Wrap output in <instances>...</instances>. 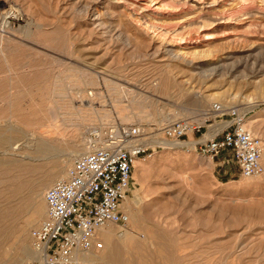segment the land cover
<instances>
[{"label": "rangeland", "instance_id": "obj_1", "mask_svg": "<svg viewBox=\"0 0 264 264\" xmlns=\"http://www.w3.org/2000/svg\"><path fill=\"white\" fill-rule=\"evenodd\" d=\"M119 1L0 0V120L6 127L19 128L10 144H0L8 150L7 155L0 151V162L10 158L40 166L32 174L0 175V207L18 208L21 224L57 183L40 191L51 162L29 153L41 141L55 143L63 157L74 139L86 143L91 127L140 125L160 144L149 147L141 158L144 168L134 169L128 198L132 213L140 211L157 236L139 257L129 259L141 264H264V173L242 177L230 154L212 160L195 149L197 142L212 139L227 125L226 117L218 122L207 116L215 103L238 107L248 112V129L263 142L264 167V0H163L160 14L153 11L161 0ZM125 1L140 9L126 7ZM184 1L196 6L203 19L186 25L184 40H168L177 51L188 45L189 53L198 54L196 63L201 55H211L212 63L231 56L220 77L201 76L211 67L194 72L169 60L164 40L153 37L162 26L172 27L170 19L184 21L179 17L188 10ZM149 21L147 34L143 29ZM165 71L176 83L172 95L150 93L149 81ZM73 74L92 75L98 82L79 85L78 78L68 79ZM114 85L132 95H115ZM82 119L89 122L79 128ZM183 119H194L200 132H190L182 145L163 147V128ZM21 180L29 181L28 190L20 200L10 197ZM39 225L27 234L31 249V232ZM6 249L9 245L2 254Z\"/></svg>", "mask_w": 264, "mask_h": 264}, {"label": "built area", "instance_id": "obj_2", "mask_svg": "<svg viewBox=\"0 0 264 264\" xmlns=\"http://www.w3.org/2000/svg\"><path fill=\"white\" fill-rule=\"evenodd\" d=\"M206 114L228 120L213 139L195 144L198 154L212 160L230 154L242 177L262 175L263 142L247 129L248 112L215 103ZM200 130L194 119H183L166 125L163 134L167 141L183 143ZM144 132L140 125L117 123L87 130L90 152L75 159L68 178L47 191L46 220L31 232L37 257L26 264H81L78 253L103 250L100 229L128 223L123 202L132 190L134 165L150 151L142 143Z\"/></svg>", "mask_w": 264, "mask_h": 264}, {"label": "bare ground", "instance_id": "obj_3", "mask_svg": "<svg viewBox=\"0 0 264 264\" xmlns=\"http://www.w3.org/2000/svg\"><path fill=\"white\" fill-rule=\"evenodd\" d=\"M154 2L155 1H153V0H147L146 1V3H150V4H152ZM184 2H186V1H184ZM195 2H196V0H195ZM125 3L127 5L126 7L139 8V6L136 5V3H130V2H126V1H125ZM157 4L159 7L157 8V11H153V12L160 14L161 13L160 9L163 10L162 6H164V1L161 0V2L160 3L157 2ZM181 5H183V4H181ZM186 5H187V7L185 10H187V9L188 10L179 14V17L184 21H180V22L176 23L174 21V19H170L171 22H169V23H172V24H170V26L172 25V27L163 28V26H162L161 27L162 29H160V31L157 33L155 32L154 33L155 35L153 37L157 38L158 40H160V39L162 41L164 40L163 42L160 40V42H162V44L164 45L163 46L165 49L164 51L167 54V56L170 58L169 60L172 59V60H174V62L176 61L181 66L186 67L188 69H191L194 72L195 71L202 72L205 67L206 68L211 67L210 70H208V71L206 70V71H204V73H201L202 74L201 76H204L207 78L220 77L224 73V70L227 69L228 60L232 59L231 56H226V59H221V60L215 59V60H217V62L215 61L216 63H212V62H210L211 55H209V56H205V55L202 56L201 55L200 56V54H199V56H200L199 57V63H196L197 59L195 60V58L198 57V54L196 53L197 56L195 57L193 55L194 52H192V54L189 53V49H188L189 46L188 45H185L186 47L184 50L177 51L174 49L175 47H172L171 42H169V40H168V39H173V38H180L181 40H184L183 38H184V35L186 34V31H187L186 25L189 26L196 19H203V15H201L203 13L200 14V12L198 13L194 10V8L196 6L190 5L188 2L185 3V6ZM188 5H190V6H188ZM144 8L145 9L148 8L147 4H146V7H144ZM195 9H197V8H195ZM205 9H206V7H205ZM148 10H150V9H148ZM202 10H204V9H201V11ZM173 11L176 12L177 9L172 8L171 12H173ZM168 12H169V9H168ZM214 14H215V12H214ZM222 14L224 15V13H222ZM175 15H177V14H175ZM212 15H213V13H212ZM224 17H226V16H224ZM229 18H230V16H229ZM204 20H202V21L204 22ZM151 22L149 21L148 23H146L147 26L143 29L146 33L150 32L149 29L152 26H149V23H151ZM207 40H211V39H207ZM191 51H193V50H191ZM208 52H206V53H208ZM201 54H202V52H201ZM208 54H210V53H208ZM212 57H214V56H212ZM215 58H216V56H215ZM166 59H168V58L166 57ZM213 60H214V58H213ZM211 61H212V59H211ZM172 64H174V63H172ZM177 66H179V65H177ZM167 67L169 69H171L172 66L171 65L165 66V68H167ZM174 67H175V65H174ZM164 73H166V74L162 75V76L158 75L160 78L157 79L156 81H154L153 83L152 82L150 83V81L148 80L149 85H147V87H149V88H147L145 86L146 89H148L149 91L151 90L152 92L158 93L160 95H162V94L172 95L173 89L175 88L176 83L174 82L173 77H171L172 75L167 74V73H169L168 71L167 72L165 71ZM171 73H172V71H171ZM178 73H183V71H179ZM183 74L185 75L186 73L184 72ZM187 75L188 74H186V76ZM191 75H192V72H191ZM192 77H194V76H192ZM77 78H78V75L73 74V75L69 76L68 79L74 81V80H77ZM96 78L92 75L84 74L81 77H79L77 81L79 82V85H81L83 82L85 84H89V83L95 84L98 82ZM191 79L193 81H196L193 78H191ZM185 80H187V79H185ZM59 86H60V84H59ZM57 89H58L57 92H59V93L63 92V90H62L63 88L62 89L57 88ZM113 90L115 91L114 94L117 96H124V95L131 96L132 95V94L128 93L125 89H121V87L117 86V85H114ZM151 91H150V93H151ZM181 91L182 90H180V92ZM135 92H133V94ZM179 94H180V96H183V95H181L182 92ZM135 97L137 98V96H135ZM144 101H146V99ZM201 103L204 104V102H202V101H201ZM10 104H12V103H10ZM8 109H10V108H8ZM14 112H15V110H14ZM10 113L12 114V111ZM177 116H179V114ZM128 117H129L128 115L124 116V118L126 120L128 119ZM164 120L167 121V120H169V118H165ZM80 122H81V124H80L79 128L82 127L83 125H85L86 123H88L89 121L87 119H82V121H80ZM111 125H114V124H111ZM119 125H121V124H119ZM102 127H104V126H98L97 128H102ZM246 127L248 129L247 123H246ZM142 128L144 129L143 126H142ZM14 129H19V128H14ZM14 129L6 127V125H4V123H3V121L0 120V144H4V143L10 144L11 139H14V137L16 138L18 136L16 133H14V131H15ZM144 131H145V129H144ZM220 132H218V133H220ZM249 132H250V130H249ZM144 133H145V137L143 138L142 143L146 147L152 148L155 144L159 143V142H156L157 140L156 141L152 140L151 137H149L146 134V131ZM218 133H216L215 135H217ZM207 135H206V137H209V135L208 136ZM21 136L22 135H20V137ZM209 139H210V137H209ZM43 140H44V138H43ZM162 141H166V143L163 144L162 146L167 148V149L175 147V146H177V144L178 145L183 144V143H177V142H170V141L165 140L164 138L162 139ZM16 148L17 147H12V149H14V150ZM1 150H3L5 152V154H3V155H7L6 152L8 150H6L5 148H0V151ZM59 150H61V149H59L58 146L55 145V143L49 142V141H41L38 144V146L36 147V149L33 152L29 153V157L34 156L35 159H37L38 157L47 158L51 162L49 164L51 167L50 174H49L48 178L46 179V181L44 182V185L40 189V191H45L47 188L52 186L53 183L57 180H58L57 182L66 180L68 178V175H69V170L71 169L72 166H70V168L68 169V172L65 175L64 173H65L67 167L70 165V163L73 160L77 159L78 157H80L84 153L90 152V146H89L87 138H86V143H84V144L82 142H80V140L74 139L72 141V143H70L69 146H66V148L64 149L66 152H68L67 155L65 154L63 157H61ZM142 165H144L143 160L141 158H139L134 165V169L138 166H141V168H144ZM38 169H40V166H36L35 164H32V163H24L23 161H19V160H15V159L13 160L10 158L2 160V162H0V175H3V176H8V175L12 174V172H20V173L25 172L26 174H32L33 172L37 171ZM19 175H22V174H19ZM253 177H256V176H253ZM245 178H247V177H245ZM248 178H251V177H248ZM11 181H12V179H11ZM13 183H16V181L15 182L13 181ZM28 188H29V181L21 180L18 183L17 187L16 188L14 187L12 189V191L10 192V197H13V198L20 200V198H22V194L24 193V191L28 190ZM2 194H3V192H0V196H2ZM132 204H133L132 201H130L128 197L123 202V209L129 217V221L125 225V226H128V228L126 230L123 229L124 231H122L120 228H119L120 230L115 228L113 226V224H109L106 227H103L102 229H100L99 230V237H100V240H102L103 244H104L103 250L98 251V252L97 251H90V252L78 253L76 256V259L81 264H141L140 262H136V260L132 261L129 258L132 257V255L139 257L140 252H142V250L148 244H150V242H153L156 239L157 234H156L155 228L149 226V224L145 221L144 216L142 215V213L140 211L138 213H136V211H135V213H132V210H131ZM46 209H47L46 200H43L42 202L38 203L36 212L32 213L31 216L27 220H25L23 223L17 224L18 214H19L20 210L16 207H13L11 204H8L5 207H0V264H26L30 260L35 259L37 257V253L35 252L34 248L33 247H32L33 249L29 248V246L27 244V237H28L27 234L32 227L39 225L41 223V221H43V218L45 217V214H46ZM46 217H47V214H46ZM45 220H46V218H45ZM7 245H9V250L6 249L2 254V250ZM13 246H15L16 248L14 249L15 250L14 253L11 254L10 249L13 248ZM115 253H116V256H115ZM123 253L126 255L124 258H123ZM107 254H111L112 258H108L106 260L104 256Z\"/></svg>", "mask_w": 264, "mask_h": 264}]
</instances>
